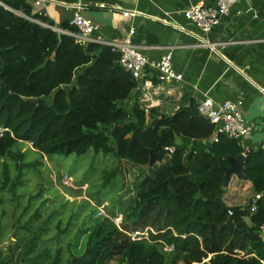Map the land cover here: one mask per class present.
<instances>
[{"label":"trees","instance_id":"16d2710c","mask_svg":"<svg viewBox=\"0 0 264 264\" xmlns=\"http://www.w3.org/2000/svg\"><path fill=\"white\" fill-rule=\"evenodd\" d=\"M3 3L31 16L25 0ZM34 18L47 23L41 16ZM69 31L76 30L69 25ZM118 61L119 55L108 47H83L64 34L59 40L57 32L0 6V242L7 229L13 230L10 243L0 247V264H261L262 150L246 151L242 143L225 136L209 142L214 126L198 114L193 100L172 115L146 109L134 95L138 83ZM30 98L37 99V105L25 101ZM25 143H31L40 158L80 157L91 151L134 167L129 186L122 184L131 194L120 211L122 231L108 218L91 224L97 212L87 201L63 203L51 191L53 199L43 198L42 187L30 193L23 206L27 187L22 168L31 166L24 163ZM159 145L173 152L161 164L143 170L149 151L157 152ZM241 154L253 197L244 205L225 204L223 167ZM117 174V168L104 174L97 196L88 189L87 198L101 206L98 193ZM7 186L9 205L21 208L12 217L11 229L2 225L10 216L8 204L4 207ZM16 191L18 203L13 201ZM255 195L262 198L251 212ZM35 199L39 206L33 209ZM48 200L51 207L44 212ZM114 207L107 209L111 215ZM86 209L91 212L83 217ZM146 227L166 231L151 235L152 242H134L126 234ZM158 240L173 250L165 252ZM208 256L209 262L202 263Z\"/></svg>","mask_w":264,"mask_h":264},{"label":"crops","instance_id":"0c3cea01","mask_svg":"<svg viewBox=\"0 0 264 264\" xmlns=\"http://www.w3.org/2000/svg\"><path fill=\"white\" fill-rule=\"evenodd\" d=\"M25 1L31 6L30 17L21 10L8 11L43 28L59 29L64 35L72 33V11L67 7L74 5L84 6L82 15L97 26L95 37L101 40L120 42L133 30L129 39L142 54L151 62L170 55L174 72L180 77L172 85H160L155 78L146 80L150 86L140 83L134 95H139L144 107L150 105L172 115L191 100L196 104L205 98L215 104L241 101L244 119L253 125L243 147L246 151L261 148L264 97L258 87L264 86V0H240L207 34L188 22L182 11L197 4L213 6L215 0H41L38 6L35 0ZM122 10L137 15L125 18ZM165 14L172 15L180 30L157 21ZM35 15L47 19V23ZM204 43L224 45L214 51ZM226 190L225 204L244 205L253 197L251 184L235 176H231Z\"/></svg>","mask_w":264,"mask_h":264},{"label":"built area","instance_id":"2783aa9c","mask_svg":"<svg viewBox=\"0 0 264 264\" xmlns=\"http://www.w3.org/2000/svg\"><path fill=\"white\" fill-rule=\"evenodd\" d=\"M41 0H35L36 6L40 5ZM240 0H215L213 6H204L203 4H197L189 7L182 11L183 17L194 25L200 33L207 34L213 27L218 25L223 17H226L231 8L238 3ZM248 1V0H245ZM0 6L7 9L3 0H0ZM100 8H105L101 5ZM72 11V18L70 25L75 28V32L69 34L76 44L86 47L88 45H100L108 47L113 53L119 55L118 64L126 73H129L133 79L138 83L143 84V87L150 86V82L146 81L150 78H155L160 85H172L180 81L179 75L174 72L171 64V56L166 55L157 62H151L148 58L142 54L141 49L135 46L129 39L134 31L130 30L129 37L120 42L104 41L95 37L97 26L92 21L86 19L82 15L84 6L74 5L67 7ZM122 16L125 18L135 17L137 14L135 11L122 10ZM162 25L170 26L174 29H179V25L174 21L171 14H165L163 18H158ZM180 30V29H179ZM183 31V29H181ZM55 32L62 34L63 32L59 29H55ZM205 44V43H204ZM207 48L216 51L219 47L224 44L217 45L213 43H206ZM149 73V75H148ZM150 88V87H149ZM259 93L264 97V86L258 87ZM241 101H225L219 104H215L210 98L202 99L197 104L198 114L209 121L214 126V134L211 137L210 142L216 143L219 136H225L228 139L237 140L243 144V142L251 136L253 125L244 119L241 111ZM3 133V129L0 128V135ZM30 148L32 149V145ZM264 153V138L262 141L261 148ZM170 150V149H169ZM172 152V150H170ZM63 184L68 187H72V179L68 176L63 178ZM262 198V195H255L251 203V212L256 210V203ZM231 215V212H229ZM120 231L119 224L115 225ZM166 231H156L151 227H146L143 230H132L126 234L130 237L131 241H147L152 242L151 235L157 236ZM162 245L165 252H171L172 246H168L162 241H155ZM234 255L243 258L246 254L242 251H234ZM211 256L203 260L202 263H208ZM264 264V261L260 262Z\"/></svg>","mask_w":264,"mask_h":264},{"label":"rangeland","instance_id":"374dc122","mask_svg":"<svg viewBox=\"0 0 264 264\" xmlns=\"http://www.w3.org/2000/svg\"><path fill=\"white\" fill-rule=\"evenodd\" d=\"M145 108L148 109L151 107L150 105H146ZM30 149V144L25 143L22 145V153L25 154L24 163L31 164V166L28 168H22V175L25 176L24 180H26L24 186L27 187V192L24 195L23 199H21V203L23 206L25 199L27 200L29 194L42 187L45 191V193L43 194V198L51 199L52 196L48 193V191H51L52 194L58 193L59 197L63 198V200L59 199V201H62L63 203L75 201L77 204H81L83 201H87L90 206L93 207L97 212V218L92 220L91 224H93L95 220H99V218L101 220L103 218H108L114 225L119 224V227L122 230L121 222L123 214L120 211L128 204V200L131 197V194H127V190H125V188L122 189V184H124L125 186H129V183L135 175L134 167L127 164L118 165L117 161L112 156H105L103 154L94 156L91 151H88L87 154L80 157H77L75 155H71L68 157L53 156L49 159L45 157L40 158L38 154L34 153V151ZM33 163H36L35 167ZM116 168L120 170V174H117L114 177V180L116 181L112 179L106 185L105 190H102L100 194L98 193L97 198H100L102 201H104L102 205H95L92 200H89L87 198L88 189L92 194H94V196H97V192L101 190L100 186L103 182V175L106 173H110ZM66 176L71 177L72 187H68L63 184V178ZM84 183L87 184V186L81 185ZM8 190L9 186H7L4 190V207H6V205L8 204L9 208H6L5 210L10 213V216L6 217V222L4 220L2 221V225H6L11 229L12 217L14 215H19V211L21 210V208H14L13 205H9L8 199L11 198V195L8 193ZM73 191L81 192V194H77L76 196ZM18 194H21V191H18ZM119 200H121L120 207L119 205H117ZM13 201H15L16 203H18L17 201H19V198L17 197V191L16 198L13 199ZM112 202L116 206L113 208L114 210L112 209L113 215L109 213L111 212V207L114 206L111 204ZM36 206H39V200L35 199L33 209ZM50 207L51 202L50 200H48L46 206H44V212L48 209L50 210ZM107 209L109 212L107 211ZM90 212V209H86L84 211L83 217H86ZM87 230L88 228L86 229V233ZM11 231L13 230H6V234L3 237L4 240L0 242V247H5L10 243L12 239L10 234ZM75 233L73 235H75ZM82 238L83 236L81 237V239Z\"/></svg>","mask_w":264,"mask_h":264},{"label":"water","instance_id":"95a60500","mask_svg":"<svg viewBox=\"0 0 264 264\" xmlns=\"http://www.w3.org/2000/svg\"><path fill=\"white\" fill-rule=\"evenodd\" d=\"M58 38L60 40V33L58 34ZM27 103H31L34 105H37L38 101L37 99L30 98L25 99ZM171 155L170 150L163 149L160 145L158 146L157 152L149 151V162L148 165L141 167L143 170H147L155 166L156 164H161L166 157H169ZM245 155L241 154L235 159L229 158V166L227 168L223 167L225 177L223 182V189H226L228 186V183L230 181L231 176H235L239 180L246 181V176L244 172V161H245ZM262 238H264V231L261 235Z\"/></svg>","mask_w":264,"mask_h":264},{"label":"clouds","instance_id":"9594fccd","mask_svg":"<svg viewBox=\"0 0 264 264\" xmlns=\"http://www.w3.org/2000/svg\"><path fill=\"white\" fill-rule=\"evenodd\" d=\"M30 150H32V149H30ZM172 153V152H171ZM70 177V176H69ZM71 178V177H70Z\"/></svg>","mask_w":264,"mask_h":264}]
</instances>
